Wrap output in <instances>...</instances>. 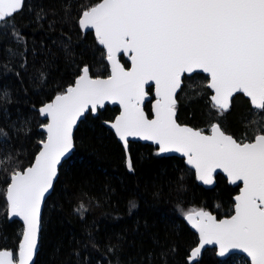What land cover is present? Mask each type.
<instances>
[{
	"label": "snow or ice",
	"instance_id": "obj_1",
	"mask_svg": "<svg viewBox=\"0 0 264 264\" xmlns=\"http://www.w3.org/2000/svg\"><path fill=\"white\" fill-rule=\"evenodd\" d=\"M24 6L25 0H0V28L11 27L20 38L14 16ZM77 11L80 29L94 30L106 49L111 74L92 78L84 66L74 86L38 109L48 121L42 125L46 139L39 141L42 148L31 166L11 172L4 190L8 219L23 222L18 258L13 251H0V264H32L41 232V205L53 188L57 166L73 148V128L89 110L104 108L106 101L122 109L110 127L125 150L128 138L138 137L158 145L157 155L186 157L205 185L214 183L218 169L229 183L242 182L230 218L217 220L203 209L184 214L199 234L189 264L199 260L206 245H218L220 256L239 249L252 264H264V0H102L79 5ZM43 12H37L38 20ZM121 53L131 61L130 70L120 63ZM199 73L210 78L206 87L214 92L211 108L218 115L229 110L235 94L249 98L251 137L237 140L219 122L211 125V135L177 123L176 94L185 78ZM153 84L154 118L149 119L142 104L145 86ZM8 136L0 128V142ZM12 159L10 153L0 156V168L7 171ZM127 166L133 170L130 159ZM87 210L84 203L75 209L81 216ZM90 242L97 247L94 239ZM113 250L109 246L108 251Z\"/></svg>",
	"mask_w": 264,
	"mask_h": 264
},
{
	"label": "trees",
	"instance_id": "obj_2",
	"mask_svg": "<svg viewBox=\"0 0 264 264\" xmlns=\"http://www.w3.org/2000/svg\"><path fill=\"white\" fill-rule=\"evenodd\" d=\"M99 1L25 0L14 16L20 38L11 27L0 28V128L9 134L6 142H0V156L10 153L13 157L7 171L0 168V249L14 255L23 229L18 221H8L4 190L11 172L28 167L44 139L38 128L45 121L37 108L72 85L84 66L92 77L109 74L105 52L91 32L83 33L78 27V6ZM40 9L44 12L38 20ZM119 60L128 67L122 56ZM205 82L202 74L183 80L176 96L177 121L202 132L219 122L237 140L251 137L253 110L248 100L238 94L229 110L218 115L211 108ZM147 92L151 94L152 87ZM144 110L150 117V102ZM117 113L116 107L106 106L96 117L85 115L75 130L74 151L59 168L44 204L34 264H189L197 237L185 225L184 214L191 209H203L218 218L233 213L239 186L217 175L215 185L204 189L182 158L157 155L152 145L129 143L133 169L129 171L123 147L103 125ZM80 203L88 209L83 216L75 211ZM233 258L242 261L231 262ZM193 264L249 262L237 255L220 261L214 249H207Z\"/></svg>",
	"mask_w": 264,
	"mask_h": 264
},
{
	"label": "water",
	"instance_id": "obj_3",
	"mask_svg": "<svg viewBox=\"0 0 264 264\" xmlns=\"http://www.w3.org/2000/svg\"><path fill=\"white\" fill-rule=\"evenodd\" d=\"M99 2H102V0H100ZM80 15H81V14H80ZM79 17H80V16H79ZM78 19H79V18H78ZM78 27H79V24H78ZM79 29H80V27H79ZM80 30H81V29H80ZM81 32H83V33L91 32V33L93 34L94 38L96 39V36H95V32H94V30H86V31H82V30H81ZM96 41H97L98 46H99L101 49H103V46L99 45L97 39H96ZM103 51L105 52V55H106V49H103ZM120 56H122V57L127 61V63H128V67H125V66L121 63V61H120V63L125 67L126 70H130V69H131V61H130V60L128 59V57H127L126 55H124L123 53L118 54V59H119ZM106 63H107V66H108V71H109V74H108L106 77H92L91 75H90V76H91L92 78H102V79H103V78H107V77L111 74V65L108 63L107 59H106ZM81 74H82V71H81L80 75H81ZM89 74H90V73H89ZM199 74H202V75H204V76L207 77V74H204V73H199ZM78 77H79V76H78ZM78 77H77V78H78ZM77 78H76V79H77ZM76 79H75V80H76ZM207 79L209 80L210 78H207ZM75 80H74V82H75ZM208 80H207V82H208ZM74 82H73V84L70 85V86H74ZM182 84H183V83H182ZM68 87H69V86H68ZM149 87H152V93H151V94H149V93L147 92V89H148ZM66 89H67V87L65 88L64 91H66ZM207 89H208V88H207ZM208 90L211 92V95H214L213 90H211V89H208ZM64 91H63V92H64ZM145 91H146V96H145V98H144V102H143V104H142V107H143V109H144L145 104L148 103V102H150L151 116H150V117L148 116V117H149V119H151V118H154L153 105L155 104V100H156L154 84H153V85H146V86H145ZM179 91H180V90H178V92H179ZM178 92H177V94H178ZM177 94H176V96H177ZM238 94L243 95L242 93H237V94H235L234 96H236V95H238ZM55 96H56V95H55ZM55 96H54V97H55ZM234 96H233V97H234ZM54 97H53V99H54ZM233 97H232V99H233ZM243 97H244L245 99L248 100L249 105H250V108L252 109V106H251V104H250V100H249V98L246 97L245 95H243ZM53 99H52V100H53ZM52 100H51V101H52ZM51 101H50V102H51ZM210 102H211V101H210ZM231 102H232V100H231ZM48 103H49V102H48ZM45 104H46V103H45ZM42 106H43V105H42ZM106 106H108V107H116V108L118 109V113H117V115L114 117V119H113L112 121H104V122H103V125H104L106 128H108V129L114 134V136H115V138L117 139V141H118V142L121 144V146L123 147V149H124V151H125V155H126V164H127L128 160H129L128 148H127V150H125L123 142L120 141L119 138L116 136V134H115V130L112 129V128L110 127L111 122H114V121H115V118H116L117 116L120 115L122 109L120 108L119 104H112L111 102H107V101L105 102V106H104V108H105ZM40 107H41V106H40ZM40 107H39V108H40ZM39 108H37V112H38V109H39ZM104 108H98V110H97L96 113H92V112L89 110V112L85 113V115H87V114L90 113V114L92 115V117H96L98 111H101V110H103ZM252 110H253V109H252ZM144 111H145V110H144ZM38 114H39V112H38ZM85 115H84L83 117H81V118L77 121L76 126L73 128V137H74V132H75V130L77 129L79 123L84 119ZM145 115L147 116L146 112H145ZM39 118H40L41 120L45 121L43 124H46V123L48 122V121H47V118L41 116L40 114H39ZM176 120H177V119H176ZM177 123L180 124L178 121H177ZM43 124H42V125H43ZM42 125L38 128V131L41 132V133L44 135V139H43V140H45L47 134H46L44 128L42 127ZM180 125H181V126H188V127H191V126H189V125H185V124H180ZM192 128H193V127H192ZM193 129H194V130H197V131H201V130H199V129H195V128H193ZM222 130H223V129H222ZM202 133L205 134V135H211V125H210L209 128H208V132H202ZM225 133H226V132H225ZM226 134H228V133H226ZM234 138H235V137H234ZM235 139H236V138H235ZM130 142H140V143H144V144L152 145L153 147H155V148L157 149V152H158V145L154 144V143L151 142V141L141 140V139H139L138 137H129V138H128V146H129V143H130ZM38 146H39V149H38V151H39V150L42 148V145L39 143ZM73 151H74V139H73V148L71 149V151H70L69 153H67V154L61 159V163L57 166V169H58V170H57V177L55 178V180H54V182H53V187H54V184H55V182L57 181V178H58L59 168L61 167V165H62L66 160H68V159L71 157ZM37 154H38V152L36 153V155H37ZM160 156H175V157L182 158V159H183V162H184V165H185L189 170H191V171L194 173V177H195V179H196V183H197L199 186L203 187L204 189H211V188L215 185V177H216L217 175L222 176V177L227 181V183L230 184V185H232V186H239V187H242V182H238V185H233V184L229 183L226 174L222 173L219 169L216 171V173H214V183L211 184V185H205V184H203V182L197 180L196 175H195V169L191 168V166L187 164V162H186V161H187V158H186V157L181 156L179 153H163V154H160ZM34 158H35V157H34ZM32 163H34V159H33ZM32 163H31V164H32ZM31 164H30L29 166H31ZM29 166H28V167H29ZM26 168H27V167H26ZM26 168H25L24 170H26ZM9 183H10V181H9ZM6 188H7V187H6ZM52 190H53V188H52L48 193H46V195H45V200L42 202V205H41V225H42V212H43L44 204H45L47 198H48V197L50 196V194L52 193ZM238 194H239V191H238L237 195H238ZM235 196H236V195H235ZM235 196H234V198H235ZM234 198H233V203H234V205H235V199H234ZM5 199H6V192H5ZM234 205H233V213H232L231 215H234ZM207 212H209V211H207ZM209 214L215 216V217L217 218V220L228 219V218L231 217V215H229V216H227V217L218 218L215 214H213V213H211V212H209ZM7 218H8V216H7ZM13 220L18 221V222L22 225V229H23V222H22V221H20L18 218H13L12 220H9V219H8V221H13ZM183 221H184L185 225L188 227V229H189L191 232H193V233L196 235V237H197V244H196L194 247L199 246V234H198V233L196 232V230L193 229V228L191 227V225L187 222V220L185 219V216L183 217ZM40 233H41V232H40ZM21 239H22V237H21ZM21 239H20V240H21ZM39 241H40V234H39V236H38V248H39ZM194 247H193V248H194ZM193 248H192V249H193ZM192 249H191V250H192ZM207 249H214L215 257H216L218 260H220V261H224V260H226L229 256H232V255H238V256H241V257L245 258V259L249 262V264H252L251 257H249V256L247 255V253L242 252V251L239 250V249H230V250H228V251L225 253L224 256H220V255L218 254V253H219V246H218V245H206L205 248L202 249V252H201L200 258L202 257L204 251L207 250ZM3 250H6V249H0V251H3ZM191 250H190V252H189V257H190ZM37 252H38V250H37ZM36 255H37V253L35 254V256H34V258H33V262H32V264L35 263ZM189 257H188V261H189ZM16 258H18V251H17V254H16ZM200 258H199V259H200ZM196 262H197V261H195V262H193V263H196Z\"/></svg>",
	"mask_w": 264,
	"mask_h": 264
},
{
	"label": "rangeland",
	"instance_id": "obj_4",
	"mask_svg": "<svg viewBox=\"0 0 264 264\" xmlns=\"http://www.w3.org/2000/svg\"><path fill=\"white\" fill-rule=\"evenodd\" d=\"M206 83L207 82H205L204 83V85L206 86ZM253 117H252V115H251V118H250V120L252 119ZM238 256V255H237ZM14 258H16V255H14ZM243 258V257H242ZM245 259V258H244ZM240 261H242V259L241 258H233V259H231V262H240Z\"/></svg>",
	"mask_w": 264,
	"mask_h": 264
},
{
	"label": "flooded vegetation",
	"instance_id": "obj_5",
	"mask_svg": "<svg viewBox=\"0 0 264 264\" xmlns=\"http://www.w3.org/2000/svg\"><path fill=\"white\" fill-rule=\"evenodd\" d=\"M240 140H241V138H240Z\"/></svg>",
	"mask_w": 264,
	"mask_h": 264
}]
</instances>
